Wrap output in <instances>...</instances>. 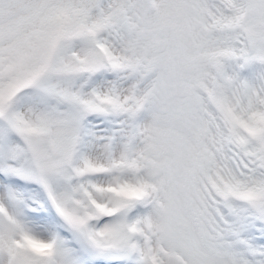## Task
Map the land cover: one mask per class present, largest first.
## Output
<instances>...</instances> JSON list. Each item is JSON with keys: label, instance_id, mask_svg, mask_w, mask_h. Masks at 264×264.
I'll return each mask as SVG.
<instances>
[{"label": "snow or ice", "instance_id": "obj_1", "mask_svg": "<svg viewBox=\"0 0 264 264\" xmlns=\"http://www.w3.org/2000/svg\"><path fill=\"white\" fill-rule=\"evenodd\" d=\"M0 264H264V0H0Z\"/></svg>", "mask_w": 264, "mask_h": 264}]
</instances>
